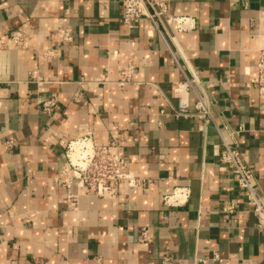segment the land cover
<instances>
[{"label":"crops","instance_id":"crops-1","mask_svg":"<svg viewBox=\"0 0 264 264\" xmlns=\"http://www.w3.org/2000/svg\"><path fill=\"white\" fill-rule=\"evenodd\" d=\"M161 1L196 21L192 31H168L171 52L147 18L123 24L121 0H0V38L20 29L28 40L27 48L0 47V264H161L165 256L264 264V229L218 158L219 133L242 126L234 141L264 205V104L245 86L264 49V0ZM49 46L60 49L58 59H43ZM128 64L132 81L119 86ZM193 74L208 81L213 99L214 125L204 130L175 115L176 84ZM87 132L96 145L118 135L111 152L151 182H124L116 198L82 196L70 209L54 179L68 141ZM8 139L16 145L5 150ZM176 188L187 195L165 205ZM233 201L234 212H224ZM144 227L151 242H139Z\"/></svg>","mask_w":264,"mask_h":264},{"label":"built area","instance_id":"built-area-1","mask_svg":"<svg viewBox=\"0 0 264 264\" xmlns=\"http://www.w3.org/2000/svg\"><path fill=\"white\" fill-rule=\"evenodd\" d=\"M122 22L125 26H132L139 23L142 18H147L154 30L165 41L170 52V46L167 44L166 35L173 41V33L189 32L196 28V21L189 16L173 15L170 12L169 5L161 0H121ZM56 33L61 40L68 43L72 37L67 29L60 24L55 25ZM20 47L27 48L28 40L24 31L20 29L11 30L6 37L0 38V47ZM44 60H56L60 56V49L49 46L42 53ZM256 75L246 83V88H255L264 104V49L258 53V60L255 65ZM37 76V71L30 73ZM133 66L128 64L126 68H120L119 86H123L132 81ZM40 79V78H38ZM96 82L107 83L106 77L96 79ZM194 93L195 101L193 111L190 113V102L188 94ZM174 95L177 99L176 117H193L197 120L198 126L204 130L207 125L213 124L214 120L211 114L213 99L209 91V83L193 74L186 78L185 82L177 83L174 89ZM55 105L53 98L42 101V111L50 114ZM243 130L229 131L227 136L220 135L221 147L218 158L221 164L227 167L232 173L236 184L245 194V203L253 206V212L257 218V226L264 229V205L261 203L257 193L252 185L253 172L245 159L244 153L235 143L234 138ZM230 138L232 143L228 142ZM119 136L112 135L111 139L105 145H96L93 142L91 132L78 136L68 141L63 153V166L59 177L54 179V183L63 188L66 202L70 209H77L79 200L82 196H93L102 199H114L121 193V185L126 182L130 187L143 186L151 180L139 179L126 172L127 162L118 154L111 152V149L118 145ZM4 149H12L16 143L13 139L2 142ZM187 195L182 189H174L171 195L163 198L165 205L179 204L180 196ZM235 202L228 203L223 211L233 213ZM139 242H151L148 228L140 230ZM213 261L222 262L217 253L211 256ZM161 264H178L171 257L165 256L161 259Z\"/></svg>","mask_w":264,"mask_h":264}]
</instances>
